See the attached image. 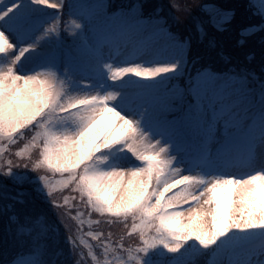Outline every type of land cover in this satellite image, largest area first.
Segmentation results:
<instances>
[{"label": "rangeland", "instance_id": "374dc122", "mask_svg": "<svg viewBox=\"0 0 264 264\" xmlns=\"http://www.w3.org/2000/svg\"><path fill=\"white\" fill-rule=\"evenodd\" d=\"M256 2L264 13V0ZM124 4L130 10L124 17L137 18L142 14L140 5L132 8L127 1ZM100 6L107 12L109 0H0V154L4 150L3 141H12L13 132L33 121L39 113L61 111L64 115L48 114L51 123L40 125L48 135L45 141L39 138L45 143L41 146L45 167L37 164L42 172L33 170L34 175H17L9 171L7 177L17 184L11 186L22 192L27 182L35 183L46 195L55 197L58 190L74 179L92 151L105 145L114 146L117 136L126 131L121 145L107 151L112 156L122 148L113 161L79 176L85 181V191L92 195L96 217L92 219L89 213H84L83 204L79 209L66 197L64 205L71 204L69 212L65 213L64 209L59 217L54 215L57 222L86 229L78 237L92 255L95 248L91 239L100 238L105 253L102 264H196L197 257L208 254V248L215 242L220 247L210 258V264H220L227 248L248 243L264 233V117L260 115L252 129L250 158L231 141L246 127L251 114L264 105V84L258 85L239 74L216 78L208 72L195 82L194 98L202 107L197 114L198 123L193 117L188 118L186 132L197 140L201 150L211 149L213 156L207 164L192 165L188 157L176 154L172 146V142L182 139L178 126H174V131L171 125L160 126L178 109L182 93L178 82L173 81L169 89L162 90L146 106L125 102L134 100L133 94L165 78L181 76L190 43L173 36L164 21H149L142 25L156 41L158 57L117 56L103 41L104 30L97 29L102 16L98 12ZM59 8H71L74 15L72 19L64 18L65 28L81 29L87 34L95 53L82 45L76 53L81 55L82 64L98 70V78L81 85L75 82L80 80L74 71L75 63L65 56V51L61 54L57 50L58 20L45 30H24L31 15L49 16V12ZM208 10L217 25L228 18V14ZM52 50L57 53L47 56ZM96 53L99 54L94 56ZM59 61L64 65L62 76L55 74ZM76 104L81 107L65 110ZM165 134L168 139L162 137ZM221 148L222 154L217 158ZM227 156L232 159H224ZM155 173L163 174L154 176ZM180 184L183 188L165 200ZM139 204L143 206V217L134 228L147 234L151 221L157 219L156 211L162 209L161 214L167 213L163 217L157 215L156 222L162 235L153 234L146 248L135 246L125 254L119 253L110 240L100 235L101 230L111 229L108 218L122 219L120 216L129 214ZM10 217H7V232L12 236L6 233L8 252L20 247L28 254L15 264L48 261L53 264L65 254L59 252L60 229L50 226L42 233H35L40 227L37 220ZM221 217L222 228L218 231L215 227ZM230 264H264V245L235 251Z\"/></svg>", "mask_w": 264, "mask_h": 264}, {"label": "trees", "instance_id": "16d2710c", "mask_svg": "<svg viewBox=\"0 0 264 264\" xmlns=\"http://www.w3.org/2000/svg\"><path fill=\"white\" fill-rule=\"evenodd\" d=\"M126 1L132 8L134 5H140L144 17L154 23L164 21L165 27L173 36L176 35L181 42L190 43L188 58L194 63V73L205 71L209 67L216 77L239 74L238 76L256 81L257 84H264V15L260 7L258 8L256 0H109L108 11H114L119 6L129 8L128 4H124ZM208 8L228 14V18L217 25ZM60 27L63 28L64 39L70 40L71 34L66 32L65 26ZM74 34L78 36L79 32L75 31ZM182 80L183 74L178 82L180 85ZM263 86L261 85L260 88ZM255 99L258 97L255 96ZM35 118L30 123L21 125L19 131L13 132L12 141L2 143L4 150L0 154V157L2 156L0 158V257L8 249L7 217L10 219V216H18L25 220L32 218L40 222V227L35 229V233H42L50 226L60 229L59 252L67 255L71 252L72 260L76 261L75 264H102L105 253L100 238L91 239L92 246L95 248L93 250L95 258L90 259L89 257L93 256L91 250L82 253L76 247L80 232L86 229H82L80 225L75 227L72 224L63 225L54 217V215L59 217L64 209L65 213L69 212L68 206L71 204L67 205V202L64 205L66 197L74 203L73 205H78L79 209L82 204L86 209L89 208L88 198L91 201L93 198L85 191V181L80 180L79 176L90 164V154L85 161L86 164L79 166L74 179L66 188L58 190L55 197L46 195L44 190L40 189V185L35 183L27 182L22 187V192L17 191L14 186H11L14 182L4 175L9 171L17 175H34L36 173L33 170L42 172L37 166L40 163L39 160L34 158L39 155L40 160L43 159L44 152L41 146L45 143L39 138L41 136L45 141L48 135L40 126V122L44 121L40 113ZM47 121L50 122V118L47 117L45 122ZM14 185L17 184L14 183ZM96 211L92 208L90 213L92 219L96 217ZM84 213L87 214V211ZM127 216L125 221L119 224H110L109 222L114 219L108 218L107 225L111 229L101 230L100 233L111 241L115 250L122 254L132 247H142L148 239L145 237L147 235H142L139 228H134L137 220L143 217V206L137 205ZM150 224L153 230L155 221H151ZM218 244L215 242L208 248V254L202 253L201 257H197L196 264H210V258L220 247ZM47 264H51V261ZM53 264L59 263L54 261ZM64 264H73L70 263L69 256ZM220 264H223L222 260Z\"/></svg>", "mask_w": 264, "mask_h": 264}, {"label": "clouds", "instance_id": "9594fccd", "mask_svg": "<svg viewBox=\"0 0 264 264\" xmlns=\"http://www.w3.org/2000/svg\"><path fill=\"white\" fill-rule=\"evenodd\" d=\"M98 12L100 15L104 14L103 6L99 7ZM104 33L110 52L117 56H122L125 59L158 57L156 41L147 29L133 17L112 18V22L105 26ZM71 119L70 117L69 120ZM72 122L76 123V121ZM221 154L222 148L217 151V158ZM34 159L39 160L42 168L45 167L44 161L40 160L39 155ZM33 168H35V164H33ZM4 175L7 177L8 173L6 172Z\"/></svg>", "mask_w": 264, "mask_h": 264}]
</instances>
